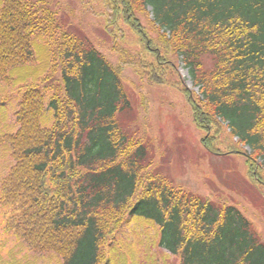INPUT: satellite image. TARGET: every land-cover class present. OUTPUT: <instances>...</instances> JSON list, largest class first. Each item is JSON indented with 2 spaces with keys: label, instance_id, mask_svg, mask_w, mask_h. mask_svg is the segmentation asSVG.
Instances as JSON below:
<instances>
[{
  "label": "trees",
  "instance_id": "trees-1",
  "mask_svg": "<svg viewBox=\"0 0 264 264\" xmlns=\"http://www.w3.org/2000/svg\"><path fill=\"white\" fill-rule=\"evenodd\" d=\"M100 2L115 62L66 32L48 0H0V82L20 93L18 128L0 134L15 161L0 178L6 232L60 264H139L137 247L121 252L118 238L139 223L158 228L152 245L179 264H264L247 214L151 170L154 145L123 120L134 104L126 71L183 88L203 146L214 154L249 147L237 153L251 192L264 187V0ZM179 61L199 93L183 84ZM225 140L229 151L214 145Z\"/></svg>",
  "mask_w": 264,
  "mask_h": 264
},
{
  "label": "rangeland",
  "instance_id": "rangeland-1",
  "mask_svg": "<svg viewBox=\"0 0 264 264\" xmlns=\"http://www.w3.org/2000/svg\"><path fill=\"white\" fill-rule=\"evenodd\" d=\"M48 5L59 13V20L65 25L66 32H75L84 38H89L100 51L115 62V58L109 56L112 39L104 29V8L100 0H48ZM38 41L42 45L46 44L42 38ZM51 46V49H54L53 43ZM178 64L183 84L199 93L200 88L194 86L188 68L182 61ZM124 76L128 79L127 87L134 103L129 114L123 118L124 126L133 135L139 134L148 146L150 145L148 140L154 145L155 157L151 170H154L158 164L161 172L167 174L174 185L183 186L200 195L210 196L214 201H226L237 205L247 214L256 233L264 240V205L260 206L264 202V187L256 189V193L252 194V181L248 176L245 157L234 153L214 154L203 146L204 134L193 122L192 109L183 88L143 82L129 70ZM0 87H4L1 82ZM2 94L5 98L2 97L1 100L6 99L4 106L7 108V116L0 120V133L16 131L18 126L14 113L20 93L15 92L13 87L5 86L0 92V95ZM147 104L146 112L144 107H147L145 106ZM136 112H139L138 120ZM221 138L227 139L226 133ZM214 145L224 152L230 150L226 140L225 143L216 141ZM245 148L250 150L249 147ZM11 152L5 148V145L0 146V178L3 174L7 175L10 167L15 164ZM243 190H247L249 195ZM1 209L0 262L2 264H11L15 259L22 264L61 263V258L56 253L32 252L13 234H8L5 231L6 216ZM155 233V226L126 224L118 235L120 243L124 244L121 252L126 253L130 245L137 247L135 259L139 264H179L178 259L170 255L167 250L158 248L156 244L152 245L156 238ZM150 255L153 256L152 259Z\"/></svg>",
  "mask_w": 264,
  "mask_h": 264
}]
</instances>
